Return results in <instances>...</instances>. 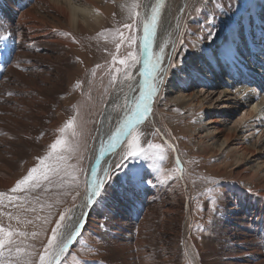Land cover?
<instances>
[{
    "label": "bare ground",
    "instance_id": "1",
    "mask_svg": "<svg viewBox=\"0 0 264 264\" xmlns=\"http://www.w3.org/2000/svg\"><path fill=\"white\" fill-rule=\"evenodd\" d=\"M189 1L163 0L154 52H158L165 41L168 42L165 57L173 55V47L177 51L181 46L180 38L187 30L183 18ZM101 3V0H0V21L5 23L7 37L0 41V190L10 189L15 184L8 169L15 171L28 164L32 155L46 153L55 133L54 127L60 122L59 113L64 110L67 85L64 75L71 79L77 67L71 62L72 54H69L74 44L58 34L66 27L83 33L86 31L84 25L94 28L103 24L108 13L103 11ZM155 3L156 0H141L142 12ZM249 5L237 9L233 22L214 43L209 47L198 46L182 60L185 66L165 73L164 83L159 86L147 120L138 126L139 131H159L165 141L181 152L177 142L174 144L170 138L176 134V129L172 133L169 126L176 128V125L162 115L163 106L167 107L161 102L165 90L177 112L193 115L188 127L196 134L195 144L202 158L213 160L206 170L207 175L223 178L230 172V178L238 184L234 190L235 199L224 202L225 205L216 212L215 223L209 228L211 233L202 239L193 232L196 220L194 199L200 195V189H207L218 182L212 178L211 182L198 185L190 180L188 185L183 172V182L189 190L184 189L185 194L182 190L177 201L173 184L158 192L157 188H162L160 183L154 186L155 189L144 185L135 199L121 197L113 202L115 218L118 219L116 231H103L99 220L106 218L107 214L99 207L94 213L97 221L92 222L89 217L96 205L82 207V198H79L72 208L74 217L83 213L85 220L78 239L88 229L103 238L100 248L107 255L100 258L102 264H264V148L252 145L238 128L226 126V117L216 110L215 105L206 104L207 99L196 90L193 73L187 69L194 65L209 73L215 85L223 88L221 93L227 103L234 102L247 109L246 114L251 119L245 125L259 128L264 136V94L257 95L264 92V28L261 27L264 0H257L255 6ZM16 28L24 33L25 43L20 51L16 50L14 40ZM228 49L231 50V58L224 54ZM198 60L201 62L197 66ZM236 61L242 68H235L233 63ZM31 63L41 68V72L35 74L34 69L33 74L32 70L28 72L26 68ZM139 67L141 65L133 70L134 84L141 79L137 71ZM164 67L167 68V61ZM241 71L246 76H241ZM255 80H258L257 85ZM254 84L256 91L251 88ZM126 94L131 100L138 91L129 92L127 82L120 83L101 116L85 168L87 171L96 168L102 175L103 169L118 162L126 148L124 143L114 152L100 153L101 144L106 145L108 136L123 116ZM242 120L237 124L244 122ZM187 162L185 159L186 166ZM182 167L184 169L183 163ZM111 193L109 189L102 199L108 200ZM78 239L70 246L65 258Z\"/></svg>",
    "mask_w": 264,
    "mask_h": 264
},
{
    "label": "rangeland",
    "instance_id": "2",
    "mask_svg": "<svg viewBox=\"0 0 264 264\" xmlns=\"http://www.w3.org/2000/svg\"><path fill=\"white\" fill-rule=\"evenodd\" d=\"M101 2L102 3L100 6L102 7L103 11L105 10L108 13L103 20V24L98 27L94 26V28L86 27V25H84L86 31L83 33L81 31L72 30L70 27H66V30L60 31V33L58 34L59 37L66 38L74 44V48H72V52L69 54H72L71 62L77 67V70L75 75L71 79H69L67 75H64L67 83L66 92L64 94V110L60 111L59 113L60 122L56 127H54L55 133H53V137L51 136V139L47 146V151L44 154H47V152L49 151V146L54 143L56 139L61 138L59 129L64 127L69 119L75 117L77 133L79 134L81 129L83 130V134L78 135L77 137L81 145L80 151L78 153L80 159L77 160L75 157H73L70 159L69 163L72 165H78L84 170H86L85 168L88 166L87 164L89 162L92 147L98 133L101 116L107 104L109 103L112 94L120 85V76L115 73L114 69H123V66L118 63L115 65L112 64L113 55L117 56L118 58H124L129 51L126 43L122 44L117 51L116 43L119 42L118 40L113 41L111 35H109L108 38L105 39L103 36H99L98 34L104 30L115 32L117 29L124 32L125 35L129 34L128 30L124 29L122 26L124 23L130 22L126 20V17L128 15V5H130L132 0H101ZM256 2L257 0H190L187 7V13L183 18L184 25L187 30H185L180 38L183 43L181 44L180 41L179 45L181 46L178 45L179 47H177L175 56H178L179 60L176 61L178 66L174 69L185 66L186 64H183L182 60L186 59L189 54L191 52H194V50L198 46L209 47L212 43H214L216 39L221 36V34L226 30L228 25L233 22L238 8L248 6L249 4L251 5V3L254 4L253 6H255ZM139 3H141V0H139ZM217 5H221V7H217ZM197 9H200V11H197ZM263 10L264 9H262V14L264 15ZM139 11H142L141 8L139 9ZM4 27L5 23L0 21V33L6 35V28ZM261 27L264 28L263 17ZM17 30L18 29L16 28L17 35L14 40L16 43V50L20 51L24 47L23 43H25V39L23 36V31L18 30L17 32ZM64 33H66L67 35H63ZM0 41L2 42L3 40ZM132 50L137 53L138 58H141L139 55V47H136ZM40 53H43V51ZM1 57L2 55H0V58ZM21 61L22 60H20V63ZM199 61L200 60H198V64H196L197 66L200 65ZM22 62H25L26 64V61ZM11 65L12 62L10 63L9 67ZM97 65H100L101 67L96 68ZM42 68L46 71L45 66H43ZM110 68L112 69L111 75H117V83L115 84L110 83ZM192 68L187 67V69H189V72L193 73L194 80L196 81L194 83L197 84L196 90L201 93V96L203 98L207 99L205 101L207 102L206 104L215 105L216 110L226 117V126L229 129L238 128L240 133L243 134L252 145L256 144L258 147L264 148V136H262L260 129L254 126L253 128H250L245 125V122L251 119L246 114L247 109L243 106H237L234 102L227 103V99L223 98L224 95L221 93L223 88L219 87V84L218 86L215 85V82L212 81L210 74L201 71V68H199V66L198 74L193 72L191 70ZM26 69L30 73L32 70V74L34 70L35 74L41 72V68L38 69L36 66H34V63L29 64ZM94 69L96 72L95 77L92 76V71ZM134 69L135 68L132 69V72ZM0 70L2 71L1 67ZM201 73L204 74L203 77L201 76ZM196 74L199 76H197ZM240 75L244 76L245 73H242L241 71ZM77 81H79L81 85L79 88L76 87ZM255 81L257 85L258 80ZM256 85L254 84L251 87L255 91L257 90ZM261 94H264V92L257 95ZM161 102L167 104V107L163 106V117L166 118L167 116L166 120H168L169 122L171 120L172 123L176 125V128L171 125L169 126L172 133L176 129V134H174L173 137L170 136V138L173 140L174 144L175 141L177 142L181 152L179 153V151L177 152V150L172 151L169 146H171L172 148L173 146L163 139L159 131L155 129H143L142 131H140L142 133L141 143L145 147L148 143L162 145L165 150L166 158L163 161L154 159L153 161L148 162L140 160H129L127 163L129 165L135 164L136 166H139L141 164L144 165V168L149 177V180L146 183L148 186L145 184L148 188L155 189L154 186L160 183L159 186H161L162 188H160L161 190L157 188V190L158 192H161L163 188L173 184L172 188L174 193H176V201L178 200V198H180L182 190L183 194H185L184 189L187 191L189 190V188L187 189V185H185L183 182V175H181V173L179 172L173 173V170L176 167L175 160L177 156L180 157V161L184 165V176L188 185H190L191 183L190 180H192V182H194L196 185L211 182V178L212 181H218H215L216 183L213 186L211 184L207 189H200L199 191H201L202 193L200 192L198 198L194 199V206L196 208V220L193 224V232L197 237H202L203 239L206 234L211 233L209 228H211L216 221V212L223 205H225V201H231L230 199L232 198L235 199L234 190L238 188V184L230 178V172H228L229 174L226 173L224 176H222L226 179H223L221 177V179L214 178L211 175H207L208 173L206 170L210 165L213 164V160L202 158L203 155L199 153V147L197 144H195L196 134L192 133V131L188 127L189 123L192 121L193 115L190 113H185V111L177 112V108L173 106V103H171L169 97L166 95L165 90L161 96ZM187 115H189L190 117ZM239 120H242L244 122H242L241 124H237V121ZM71 131L72 130H68L65 136V138L68 140L73 139V137L71 136ZM44 155H32L30 160L27 162L28 164H25L24 166L22 165L21 168H18L15 171L8 169L9 172H12V175H10L14 178V181L16 182L24 175H26L27 171L33 166H38L37 158ZM185 159L188 161L187 166L185 163ZM120 160L121 157L119 158L118 162ZM209 161L211 162L209 163ZM116 164L112 167V178L108 182L110 186L107 191L109 189L112 191L109 199L104 200L105 197L103 199L101 198V203L96 204L91 217H89L92 222H96L97 218L94 213L96 212L97 207H99L100 210H103L104 214H107L106 218H100L99 221L103 224L102 229L104 232H106L107 229H111L112 231L117 230L116 223L118 222V219L115 218L116 209L114 208L113 202L117 200L119 201L121 197H123L121 195V192L125 187L123 182L124 169H117ZM203 173L205 174L203 175ZM173 176H175L176 178H173ZM84 179L85 177L81 175V194L84 190ZM210 189L213 191H209ZM8 190L9 189L0 190V192H7ZM215 190H218V192ZM14 195H17L19 200L24 202L25 208H35L36 211L25 212L23 211V209L8 205L7 201H5V207L0 208V212H20L23 217L32 219L33 224L23 226L24 230L28 231L29 233L34 230L40 231L42 220H38L36 219V217H44L48 215L49 212H51V216L49 217V219L52 221V223L44 226L46 229V233H42L35 240L25 241V243L35 244L37 249H41L43 244L46 243L48 235H50L51 228L55 226V220L58 219L59 213L63 212L65 209H72L74 207L70 196H61L59 197L61 202L55 203V200L57 199L55 195L43 191L39 188L34 189L32 192H23ZM228 195H230L231 197L227 199ZM213 196H216L218 200V203L215 206H213V204L211 203V198ZM78 199L76 200V204L78 203ZM48 205H52L51 208H49ZM4 222L8 223L6 218L4 219ZM201 227L204 229L203 231L199 230ZM100 233L102 234L101 231ZM103 242L104 240L101 236L94 234L89 229L86 230L84 234L78 239L75 247H73L67 257L62 261V264H76V261H73L74 256L77 258V261H79L80 264H102L103 262L100 258H102L104 255H107V253L100 248ZM5 255H7V251H5Z\"/></svg>",
    "mask_w": 264,
    "mask_h": 264
},
{
    "label": "snow or ice",
    "instance_id": "3",
    "mask_svg": "<svg viewBox=\"0 0 264 264\" xmlns=\"http://www.w3.org/2000/svg\"><path fill=\"white\" fill-rule=\"evenodd\" d=\"M163 0H156V3L147 11H139L141 4L139 0H132L128 5V15L126 20L130 21L123 24V28L128 30L127 35L117 29L115 32L104 30L99 33L105 39L111 35L116 43L117 51L122 44H127L129 51L124 58H118L113 55L112 64H120L121 68H115L114 71L120 76V83L127 82L129 92L138 91L137 95L132 96L131 100L125 95L123 104V116L118 121L117 126L107 138L106 145L101 144L100 153L114 152V150L126 143V148L121 153V160L117 162V169H124L123 182L124 189L121 195L126 199H135L143 190L144 185L148 182L149 177L141 164L129 165V160H140L144 162L159 160L163 161L166 158L165 150L160 144L148 143L145 147L141 143L142 133L138 130L141 122L146 121L154 103L156 95L159 93V86L164 83L165 73L172 68H176V63L179 60L174 54L176 49L173 47V55L165 57L168 42L165 41L159 46L158 52L153 51L155 36L158 31L159 18L162 13ZM221 7V5H217ZM200 11V9H197ZM179 27V25H177ZM63 35H67L64 33ZM211 35V33H210ZM7 37L0 33V40ZM139 41V44H138ZM75 42V41H74ZM183 41H181V44ZM139 47L138 58L137 53L132 49ZM225 56L231 58V50L225 51ZM167 61V68L164 67ZM137 65H141L138 75L141 78L136 83H133L132 69ZM97 65L96 68H100ZM193 72L199 69L193 66ZM112 69H109L111 76L110 83H117V75H111ZM95 69L92 71V76L95 77ZM80 82L77 81L76 87L79 88ZM12 95V93H9ZM120 108V105H116ZM75 117L69 119L64 127L60 128L61 138L56 139L49 146V151L46 155L38 157V166H33L27 171V174L17 180L7 192H0V208L5 207V201L8 205L23 209V211H36L35 208H25L24 202L20 201L17 195L23 192H32L39 188L43 191L52 193L57 197L55 203H60L61 196H70L75 206L76 200L82 198V207L95 206L101 202V198L106 194L109 188V181L112 178V166L103 169L100 175L98 169L93 168L90 171L84 170L78 165L69 163L70 159L75 157L80 159L78 153L80 151V141L78 135L83 134L81 129L78 134L76 131ZM68 130L71 131L72 140L65 138ZM172 151L175 148L169 146ZM99 161H97V164ZM175 169L173 173L179 172L181 175L184 172L182 162L179 157L175 160ZM83 175L84 190L81 194L80 177ZM173 178H176L173 176ZM214 183V182H213ZM213 191V190H209ZM218 192V190H215ZM213 206L217 205L216 196L211 198ZM52 205H48L51 208ZM43 207V206H42ZM51 212L44 217H36L42 220L40 231H32L29 233L24 230L23 226L33 224L32 219L23 217L20 212H0V264H62L71 245H73L78 237L82 234L85 223L83 213L74 217L72 209H65L59 213L58 219L55 220V226L51 228L46 243L41 249H37L35 244L25 243L28 240L37 239L42 233H46L45 225L52 223L49 219ZM7 219L8 223L4 222ZM14 222V223H13ZM199 230L203 231L201 227ZM7 251V255H5ZM73 261L80 264L74 256Z\"/></svg>",
    "mask_w": 264,
    "mask_h": 264
}]
</instances>
